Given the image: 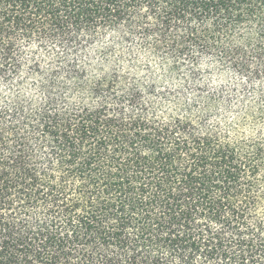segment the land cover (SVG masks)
Returning a JSON list of instances; mask_svg holds the SVG:
<instances>
[{
    "label": "trees",
    "instance_id": "1",
    "mask_svg": "<svg viewBox=\"0 0 264 264\" xmlns=\"http://www.w3.org/2000/svg\"><path fill=\"white\" fill-rule=\"evenodd\" d=\"M0 264H264V0H0Z\"/></svg>",
    "mask_w": 264,
    "mask_h": 264
}]
</instances>
